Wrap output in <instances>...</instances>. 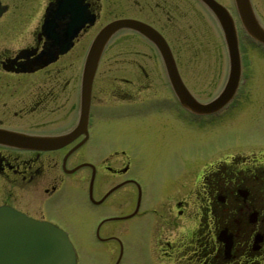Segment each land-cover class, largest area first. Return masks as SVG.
I'll return each mask as SVG.
<instances>
[{
    "label": "flooded vegetation",
    "instance_id": "flooded-vegetation-1",
    "mask_svg": "<svg viewBox=\"0 0 264 264\" xmlns=\"http://www.w3.org/2000/svg\"><path fill=\"white\" fill-rule=\"evenodd\" d=\"M213 1L232 17L239 48L244 37L264 47L246 33L234 0L232 8ZM248 1L264 30L254 0ZM0 7V207L51 222L68 236L81 231L90 245L93 235L116 251L114 264L121 235L125 243L140 236L157 264H264V153L252 141L259 136L219 149L233 152L224 158L211 157L218 150L188 159L158 184L155 201L146 186L150 170L142 165L154 153L150 142L168 152L179 123L206 128L220 121L235 108L244 83L239 51L237 88L215 114H191L171 89L159 48L199 104L224 88L227 48L202 0H0ZM122 20L126 25L93 54L88 87L83 63L91 43ZM211 24L225 47L220 71L225 65L220 89L205 99L189 79L204 86L213 79L201 65ZM190 50L193 68L182 64ZM114 122L130 126V138ZM67 196L75 211L62 206Z\"/></svg>",
    "mask_w": 264,
    "mask_h": 264
},
{
    "label": "rangeland",
    "instance_id": "rangeland-1",
    "mask_svg": "<svg viewBox=\"0 0 264 264\" xmlns=\"http://www.w3.org/2000/svg\"><path fill=\"white\" fill-rule=\"evenodd\" d=\"M217 1L223 3L224 6H231L229 0ZM254 6L255 12L259 16L258 18L264 25V0H254ZM197 9L200 11L199 8ZM195 12L200 16L202 15L201 12ZM210 28L211 30L207 27L210 39L207 40V43L204 41L201 45L204 46L203 48H205L209 54L204 57V62L201 65L207 69V73H212L213 79L209 83L207 82L205 86L202 82H199L198 85L195 80L189 79L190 83L196 84L197 88L195 89H197L196 92L199 96L205 99L208 97L213 98L218 92V89H220L225 65L224 62L223 69L220 71L225 47L222 45L220 37L215 31L216 28H214L212 24ZM239 46L242 66H244L242 68V74L244 76L242 79L244 83L241 85V88H239L235 108L227 109L224 118L216 117V119L222 122L215 120V123L208 124L206 128L200 126L184 127L179 123L176 133L177 137L175 136L177 142H174L173 147H170L168 152L167 148H165L166 152L163 151V148L159 149V145L156 144L157 142L153 144L150 142V148L154 153L151 152L147 154V162H145L142 167L145 165V167L150 170L147 172V176L144 175V177L145 181L149 183L146 186L148 189H151L154 201L157 196L156 194L159 193L158 184L163 182L171 172L177 171L176 169L179 170V168L184 166V163L188 162V159L198 161L202 159L205 153H213L219 149L228 148V146L238 147L242 145V143L245 144L250 139L252 140L258 136V139L252 140L254 141L253 144L254 146L259 145L264 153V47L256 46L254 43H251L249 38L245 39V37L239 39ZM192 52L193 51L186 55L182 63L190 68L194 67L193 64L195 62V59L190 57ZM216 56H218L219 59H216ZM182 70L184 71V69ZM190 70L188 69V71ZM188 77L191 78V75L188 74ZM244 115L247 116V118ZM113 125L121 134H126L128 131L127 136L130 138L128 130L130 126L127 127L117 122H114ZM114 132L116 131L111 130L110 134ZM100 134L103 136L101 138L105 137L101 129ZM248 138L250 139L247 140ZM150 141L153 140L151 139ZM249 146H251L250 142ZM230 152L232 151L219 150L217 155L213 154L211 157L217 160L218 158H224ZM143 160H145V156H143ZM139 167L141 166L139 165ZM149 178H151V182ZM71 198L73 197L67 196L62 206H67L69 210L72 209L75 211L78 205L75 199L72 200ZM58 209L57 212L65 217L71 227L74 228V223L69 219L67 213L60 208ZM82 233L81 231H72L69 234V238L73 243L76 255L79 259L77 264L115 263L117 256L116 251L113 255L109 249L98 245L93 235L91 236V242H93V244L90 245L88 237ZM120 238L123 242V247L117 264H157V262L149 258V255L145 252V245L140 244L142 242L140 236L137 238L138 242L134 241L133 243L130 240H127L125 243V238L122 235ZM85 242L88 243L87 248L85 247Z\"/></svg>",
    "mask_w": 264,
    "mask_h": 264
},
{
    "label": "water",
    "instance_id": "water-1",
    "mask_svg": "<svg viewBox=\"0 0 264 264\" xmlns=\"http://www.w3.org/2000/svg\"><path fill=\"white\" fill-rule=\"evenodd\" d=\"M204 5L213 12L220 32L227 48L228 71L224 88L212 100L205 105L199 104L193 99L179 80L177 72L172 64L173 60L167 55V51L161 50V58L169 85L178 98L181 106L190 110L193 114L215 113L223 109L232 99L237 88L240 74V62L237 47V37L232 17L225 8L219 6L213 0H202ZM236 11L240 17V23L245 27L246 33L260 44H264V30L256 23L248 0H234ZM1 13V9H0ZM126 22L119 21L103 29L94 39L84 59V78L89 87L90 76L97 63L98 47L115 29L123 27ZM99 44V46H98ZM86 76V77H85ZM87 87V88H88ZM0 264H76L75 252L64 231L45 221H38L26 217L20 212L7 207H0Z\"/></svg>",
    "mask_w": 264,
    "mask_h": 264
}]
</instances>
